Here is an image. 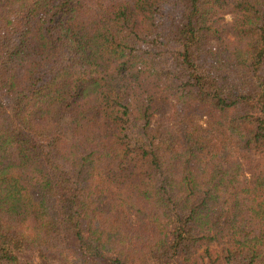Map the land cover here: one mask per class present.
Instances as JSON below:
<instances>
[{
  "label": "trees",
  "instance_id": "16d2710c",
  "mask_svg": "<svg viewBox=\"0 0 264 264\" xmlns=\"http://www.w3.org/2000/svg\"><path fill=\"white\" fill-rule=\"evenodd\" d=\"M0 264H264V0H0Z\"/></svg>",
  "mask_w": 264,
  "mask_h": 264
},
{
  "label": "rangeland",
  "instance_id": "374dc122",
  "mask_svg": "<svg viewBox=\"0 0 264 264\" xmlns=\"http://www.w3.org/2000/svg\"><path fill=\"white\" fill-rule=\"evenodd\" d=\"M233 15L232 14H226L225 16H224V23H226L227 24V26H228V28L230 29V26L232 25V23H233ZM228 38H230L231 40L232 39H234V35H233V33H232V31L230 30L229 31V33H228Z\"/></svg>",
  "mask_w": 264,
  "mask_h": 264
}]
</instances>
